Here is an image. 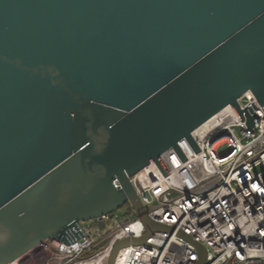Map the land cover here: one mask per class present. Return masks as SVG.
Masks as SVG:
<instances>
[{
	"label": "water",
	"instance_id": "water-1",
	"mask_svg": "<svg viewBox=\"0 0 264 264\" xmlns=\"http://www.w3.org/2000/svg\"><path fill=\"white\" fill-rule=\"evenodd\" d=\"M248 89L264 103V0H0V264L127 202L147 234L108 264L173 231L129 176L166 172L183 137L198 149L191 132Z\"/></svg>",
	"mask_w": 264,
	"mask_h": 264
},
{
	"label": "built area",
	"instance_id": "built-area-1",
	"mask_svg": "<svg viewBox=\"0 0 264 264\" xmlns=\"http://www.w3.org/2000/svg\"><path fill=\"white\" fill-rule=\"evenodd\" d=\"M238 104L191 132L198 149L183 137L179 149L163 151L166 172L151 158L129 176L148 214L175 229L121 247L115 264H197L198 251L182 230L206 246L204 264H264V103L248 89ZM113 182L120 186L118 177ZM79 226V237H47L8 264H108L117 240L147 234L135 210H114Z\"/></svg>",
	"mask_w": 264,
	"mask_h": 264
},
{
	"label": "rangeland",
	"instance_id": "rangeland-1",
	"mask_svg": "<svg viewBox=\"0 0 264 264\" xmlns=\"http://www.w3.org/2000/svg\"><path fill=\"white\" fill-rule=\"evenodd\" d=\"M133 206L130 203H127L125 206H123L122 208L116 209V212H119L121 214H126V213H131L133 212Z\"/></svg>",
	"mask_w": 264,
	"mask_h": 264
}]
</instances>
